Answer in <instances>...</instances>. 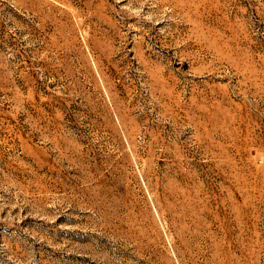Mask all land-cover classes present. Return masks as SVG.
Instances as JSON below:
<instances>
[{
	"label": "rangeland",
	"instance_id": "374dc122",
	"mask_svg": "<svg viewBox=\"0 0 264 264\" xmlns=\"http://www.w3.org/2000/svg\"><path fill=\"white\" fill-rule=\"evenodd\" d=\"M0 264H264V0H0Z\"/></svg>",
	"mask_w": 264,
	"mask_h": 264
}]
</instances>
